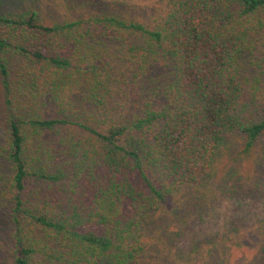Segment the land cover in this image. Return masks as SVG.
<instances>
[{"label":"trees","instance_id":"1","mask_svg":"<svg viewBox=\"0 0 264 264\" xmlns=\"http://www.w3.org/2000/svg\"><path fill=\"white\" fill-rule=\"evenodd\" d=\"M166 6L153 22L96 10L62 20L37 8L0 15L8 111L0 152L10 171L2 195L11 207L5 264H143L142 232L177 192L184 190L186 209L202 206L227 136L242 137L243 153L260 145L264 0ZM108 51L149 75L143 103L125 113L109 109L108 118L85 115L65 98L67 77L107 64L99 55ZM17 88L43 113L19 104ZM61 181L64 203L50 196ZM238 186L230 196L241 199L246 191Z\"/></svg>","mask_w":264,"mask_h":264},{"label":"rangeland","instance_id":"2","mask_svg":"<svg viewBox=\"0 0 264 264\" xmlns=\"http://www.w3.org/2000/svg\"><path fill=\"white\" fill-rule=\"evenodd\" d=\"M166 5L167 0H0V15L37 8L50 20H62L96 10L153 22L164 13ZM101 53L99 57L103 56V62L108 63H98L100 69L86 72L81 69L67 77L69 83L63 92L66 100L79 102L85 115L92 112L102 118L109 117V109L125 113L141 108L145 95L142 83L150 79L149 75L142 73L138 61L129 60L123 53ZM156 65L157 72L164 71L160 63ZM154 76H158L154 77L156 80L162 79L160 75ZM14 94L18 96L19 104L30 105L28 111L42 114L46 109L35 107L26 89L17 88ZM6 98V88L0 77V144L6 130ZM259 143L253 151L243 153L242 137L227 136L220 145L215 175L209 187L204 189L208 196L202 198V206L187 210L182 203L184 190L177 192L154 216L155 223L142 232L143 264H264V138ZM38 145V141H34L30 151L36 153ZM39 151L45 158L42 163L52 167L53 161L48 154L43 149ZM6 161L0 152V264H5L11 246L8 232L11 207L2 195L7 188V183L3 182L10 174ZM235 183L246 191V196L241 199L230 196L229 188ZM59 184L50 188V196L54 202L61 200L64 203L67 197L61 190L63 182ZM233 221L238 222L239 230L233 229L236 232H231ZM158 223L166 225L168 232L156 226Z\"/></svg>","mask_w":264,"mask_h":264}]
</instances>
